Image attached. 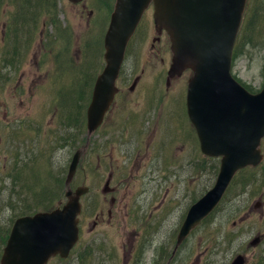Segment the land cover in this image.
I'll return each mask as SVG.
<instances>
[{
    "label": "rangeland",
    "instance_id": "1",
    "mask_svg": "<svg viewBox=\"0 0 264 264\" xmlns=\"http://www.w3.org/2000/svg\"><path fill=\"white\" fill-rule=\"evenodd\" d=\"M113 3L56 0L52 15L41 11L33 20L30 35L20 32L25 12L16 18L15 0L0 8V255L16 216L66 198L64 178L87 137L86 106L104 64ZM9 24L13 43L5 32ZM240 34L230 71L255 92L264 84V0L246 1ZM155 35L151 17L126 48L118 78L121 108L110 110L90 134L70 182L88 186L80 197V238L67 256H51L46 264H228L236 253L245 255L244 264H264V139L262 160L236 172L215 208L170 254L188 206L213 184L219 157L202 153L194 127L185 123L190 68L166 83L170 38L166 32L165 48L157 50ZM109 144L130 154L121 160L126 173L115 169L124 176L113 206L103 193ZM254 236L259 241L250 245Z\"/></svg>",
    "mask_w": 264,
    "mask_h": 264
},
{
    "label": "water",
    "instance_id": "2",
    "mask_svg": "<svg viewBox=\"0 0 264 264\" xmlns=\"http://www.w3.org/2000/svg\"><path fill=\"white\" fill-rule=\"evenodd\" d=\"M246 1L114 0L103 35L104 64L95 76L86 106L87 137L72 153L64 178L66 198L51 209L21 214L13 220L2 247L1 264H45L52 255L67 256L76 242L80 196L88 191V186L81 183L72 188L70 182L85 153L90 134L101 123L114 99L126 46L150 4L156 30L165 29L170 38L171 61L166 83L190 68L185 95L187 115L201 151L211 157H220L213 184L187 208L171 255L214 209L236 171L262 160L264 84L252 92L230 71L233 46ZM135 81L136 78L130 88ZM258 241L259 236H254L249 244L255 245ZM244 262L245 255L236 253L228 264Z\"/></svg>",
    "mask_w": 264,
    "mask_h": 264
},
{
    "label": "flooded vegetation",
    "instance_id": "3",
    "mask_svg": "<svg viewBox=\"0 0 264 264\" xmlns=\"http://www.w3.org/2000/svg\"><path fill=\"white\" fill-rule=\"evenodd\" d=\"M152 12H153V6H152V4H150L145 10H144V12H143V14H142V16H141V18H140V20H139V22L137 23V26H136V28H135V31H134V33L132 34V36L130 37V39H129V41H128V44H127V49H128V45L132 42V39H133V37H135L136 35H137V33L140 31V29H141V27H142V25H143V23H148V22H150V18L152 17L153 18V15H152ZM153 24H154V19H153ZM154 28H155V24H154ZM156 29V28H155ZM157 31V30H156ZM157 33H158V35L156 36H153L152 37V39L153 40H155V42L156 43H153V45L155 46V48L157 49V50H163L164 48H165V44H166V41H165V37H166V31H165V29H161L160 30V32H158L157 31ZM126 49V50H127ZM162 60H164V58H162ZM121 69V68H120ZM120 73V72H119ZM118 78H119V75H118ZM117 78V80H116V84H117V87L119 86L118 85V79ZM139 78V77H138ZM137 81V80H136ZM136 83V82H135ZM135 83H134V85H135ZM133 85V86H134ZM120 92H121V90L120 89H118L117 91H116V93H115V96H114V99H113V101H112V103H111V105H110V107H109V109L106 111V113H105V115H104V117L108 114V112L110 111V110H112L115 106H118V107H120L121 108V106L119 105V103H117V98H119L118 96H119V94H120ZM185 95H186V93H185ZM120 103H121V101H119ZM184 107H185V112H186V117H187V119H185V123L187 124H189L190 126H191V128H192V124H191V122H190V120H189V118H188V115H187V111H186V101H185V97H184ZM7 111H5V114L3 113V116L4 117H6V115H7V113H6ZM104 117H103V120H104ZM102 120V121H103ZM102 121H101V123H102ZM100 123V124H101ZM100 124L96 127V129L100 126ZM95 129V130H96ZM94 130V131H95ZM22 141V140H21ZM89 143H90V141H89ZM26 145L28 146L29 145V141H26ZM122 147H117V148H115V145L114 144H109V148H108V150H107V155H108V157H109V164H110V169L107 171V179H106V185L104 186V188H105V192H103L105 195L107 194V197H108V199H109V202H110V204L113 206L114 205V203L115 202H118V200H119V197H118V189H119V186L121 185V183H122V177L124 176L123 174L121 175V174H115V169L117 168L118 169V171H120V170H124L125 171V173H126V170L124 169V166L126 165V161H124V162H122L121 163V160L123 159V158H125V159H127L128 160V158L127 157H129V151L128 150H125V153H122ZM141 149V151H142V153L143 154H148V149L146 148V147H141L140 148ZM120 151L121 152V154H117L116 153V151ZM137 151H139V149L137 148ZM136 151V152H137ZM132 155V154H131ZM149 155V154H148ZM95 156L97 157V155H96V153H95ZM125 159H123V160H125ZM108 164V165H109ZM20 165L17 163V160L16 159H13L12 158V169H17L18 167H19ZM114 176H116V177H114ZM114 177V178H113ZM113 179V180H112ZM129 201V200H128ZM133 203H134V201H132V206H133ZM103 211L104 210H100V212H102L103 213ZM113 211V209H111V208H109L108 210H107V214L109 215V216H111L114 212H112ZM100 212H97L96 214H95V216L96 217H98L99 216V214H100Z\"/></svg>",
    "mask_w": 264,
    "mask_h": 264
},
{
    "label": "trees",
    "instance_id": "4",
    "mask_svg": "<svg viewBox=\"0 0 264 264\" xmlns=\"http://www.w3.org/2000/svg\"><path fill=\"white\" fill-rule=\"evenodd\" d=\"M5 2V0H0V8ZM15 5L17 7V11L15 12L16 18L19 16V12L23 10L25 14L21 15L22 25L26 26V29H21L23 33H28L30 35V28L34 24V21L36 16L41 12L44 11L48 15H52L53 10H51L53 7H56V0H15ZM46 9V10H45ZM17 28V27H16ZM8 38H10V41H13L16 38L12 39V28L9 24V29L7 25V30L5 31ZM20 32H17L19 34ZM243 34L237 35L236 39L239 40L242 37ZM10 58L13 60L15 58V53L12 50V53H10ZM9 62V59H8ZM264 139V137H263ZM24 206L27 207V203L24 202Z\"/></svg>",
    "mask_w": 264,
    "mask_h": 264
}]
</instances>
